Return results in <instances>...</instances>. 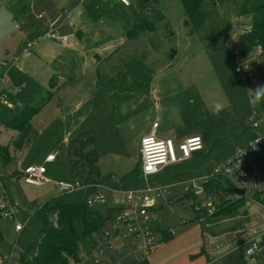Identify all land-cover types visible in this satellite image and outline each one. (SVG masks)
<instances>
[{
	"label": "rangeland",
	"instance_id": "374dc122",
	"mask_svg": "<svg viewBox=\"0 0 264 264\" xmlns=\"http://www.w3.org/2000/svg\"><path fill=\"white\" fill-rule=\"evenodd\" d=\"M30 1L0 0V63L19 55L22 44L32 43L34 54L19 60L22 74L9 70L5 77L11 76V88L18 86L22 95L38 96L37 91L46 85L40 74L47 67L39 49L43 44L53 45V41L44 37V21L37 20L36 16H45L44 11L60 5L70 13L74 8H81L79 5L83 2L36 0L34 12ZM204 3V22L195 35L187 36L178 0H162L152 9H146L139 0H130L128 7H122L117 0H85L83 7L89 11L86 12L89 22L82 32L87 51L80 49V53L86 55L92 76L88 74L86 79L83 76L71 81L76 86L75 91H80L78 94L67 95L63 90L65 100L75 97L82 102L81 113L85 119L82 124L71 118L65 122L67 140L60 142L55 152L58 165L49 173L52 183L78 181L81 187L91 190L103 177L111 176V172L119 179L123 173L117 174L113 167L123 160V153L127 156L123 162L129 170H135L140 163V139L150 134L153 124H157L156 138L170 140L177 156V147L186 138L197 136L202 141L201 152L192 153L190 159L176 165L160 168L159 183L168 188L169 195L159 201L161 207L155 213L152 227L166 229L172 235L170 241L163 242L161 235L156 234L160 243H157V253L149 256V264H249L243 250L229 254L231 256L211 258L200 254L199 248L202 233L203 237L214 236L220 241L232 239L235 232L255 224L249 214L259 212L260 208L254 204L249 209L242 208L206 231L204 226L210 221L196 222L191 207L192 202L202 200L205 194L196 200L184 191L188 181L227 163L256 134L264 135V124L254 134L246 123L252 110L258 112L256 121L264 117V101L258 104L250 101L249 83L254 79L258 85H264V54L257 48L246 57L240 54L238 34L249 26L248 19L239 16L241 0H206ZM140 20L153 24L156 31L128 42L124 32ZM29 27L33 28L34 37L26 33ZM64 27L68 29V23ZM59 34L60 37L71 36L72 41L75 38L72 34ZM234 52L239 58L234 57ZM2 75L0 69V79ZM65 82L64 87H69L71 82L67 78ZM85 84L91 87L88 101V93L83 90ZM59 86L63 87L62 82ZM217 100L222 101L225 108L219 116H214L211 107ZM64 105L66 114L70 113L68 102ZM15 106L11 108L12 113L20 110L14 109ZM9 131L0 124L1 139L7 133L6 140L10 141L14 133ZM254 158L264 172V144L257 149ZM12 166L10 163L3 171L0 168V208L9 201V208L15 212L14 218L0 215V264L2 257L11 251L18 258L23 256L32 235L35 210L59 194L52 185L26 187L23 178L14 174ZM84 191L77 190L74 198L80 200ZM98 192L105 196V204H95L90 209L105 218L103 230H107L120 215L114 208L112 194L102 188ZM16 224L22 226L19 233L14 230ZM97 237L102 238L101 232L92 239L80 240L79 256H90L91 241ZM160 252L165 257L163 263L158 260ZM143 257L137 255L139 261L136 262L135 256L129 255L122 264H139ZM18 258L12 262H18ZM255 264H264V258H257Z\"/></svg>",
	"mask_w": 264,
	"mask_h": 264
},
{
	"label": "built area",
	"instance_id": "2783aa9c",
	"mask_svg": "<svg viewBox=\"0 0 264 264\" xmlns=\"http://www.w3.org/2000/svg\"><path fill=\"white\" fill-rule=\"evenodd\" d=\"M119 1L125 5L128 4L124 0ZM38 18L40 19L41 16ZM241 32L242 30L239 31V34ZM44 37L61 45L71 46L70 37H60L55 33L53 27H50L44 33ZM32 47V43H26L19 55L1 62L0 69H7L13 66L20 71L18 67L19 60L22 57L30 56ZM257 49L260 51L259 48ZM233 54L234 57L239 58L237 52ZM5 72L0 79V112L1 110L11 109L15 104L18 105L13 98V91L6 86L7 78L5 77ZM249 83L252 90L259 86L254 79H250ZM258 117V112L252 110L251 117L246 121L254 134L259 132L261 125L264 124V117H260L256 121ZM156 128L157 124H153L150 134L140 139L139 164L142 183L139 187L115 189L96 185L93 187L95 191L85 196L84 202L88 207H92L95 204L104 205L105 196L98 192V189L109 190L113 196V205L118 210L120 217L111 224L109 229L101 232L102 238L97 237L91 241V254L89 257L79 256L77 263L70 261L69 264H87L88 262L91 264H122V260L129 255H134L136 262L139 261L137 255H144L145 257L139 263L141 264L144 261L147 262L149 256L156 253V230L152 227V221L155 219L156 211L161 207L159 206V201L169 195L168 188L159 183L160 168L186 161L190 159L192 153H198L203 149L202 141L199 137L187 138L178 145L177 156L170 140H159L156 138ZM148 136L155 137L157 141L165 142L166 158L163 162L151 159L153 153L149 151L146 144H142V141ZM196 138H199L198 143H192ZM263 144L264 135L256 134V137L247 143L245 148L238 149L227 163L214 167L210 172L199 178L191 179L184 186L185 192H189L194 197H202L205 194L204 186L214 178L220 177L233 188L234 195L231 196L232 200L242 199L244 201V209L251 208L253 204L260 208L259 212L252 215L249 214L250 217L255 219V224L247 227V229L235 232L232 239L220 241L219 238L214 236L203 237L202 233L200 248H202L207 257L219 258L225 254L243 250L244 259L249 264H255L259 257L264 258V204L256 199V195L262 194L264 191V181L262 180L261 170L254 158L257 149ZM54 158L55 155L48 157L46 160L51 162ZM22 178L26 185L34 187L51 183V180L46 177L44 167H29L24 171ZM53 185L59 191V195H72L77 190L85 188L84 186L81 187L78 181L56 182ZM0 189H2L1 184ZM200 207L207 209L208 217H211L216 211L209 198ZM0 215L5 218H14L15 212L7 207L1 211ZM52 220L56 221L55 215L52 216ZM205 221H210L204 226L206 231H209L211 227L219 222V220ZM14 230L19 233L22 230V226L16 224ZM15 258H18V255L11 251L6 257H2V264H16L17 262H12ZM116 260L117 262H115Z\"/></svg>",
	"mask_w": 264,
	"mask_h": 264
},
{
	"label": "trees",
	"instance_id": "16d2710c",
	"mask_svg": "<svg viewBox=\"0 0 264 264\" xmlns=\"http://www.w3.org/2000/svg\"><path fill=\"white\" fill-rule=\"evenodd\" d=\"M84 1L81 0V3ZM139 1L146 9H152L159 5L162 0ZM178 1L182 8V27L187 36H193L206 18L204 10V2L206 0ZM239 16L245 17L249 21V26L238 35L241 56L246 57L255 48H259L261 53L264 54V0H241ZM156 29L148 21L140 20L138 24L133 25L131 30L124 32V37L128 42H133L148 34H153ZM78 32L76 31V34ZM49 86L51 88L56 86V79L52 78ZM48 99L49 97L45 94L44 97L37 99L36 106L24 107L19 113L9 114L5 110H1L0 124H4L19 133ZM10 161L7 147L0 146V166L4 168ZM261 174L264 181L263 170H261ZM140 176L139 164L135 170L126 174L118 181H115L112 176H106L103 179V183L109 184L112 182L121 184L125 188H135L139 187L142 183ZM204 191V198L191 204L196 222L220 220L234 215L244 208V201L242 199H231V196L234 195L233 188L220 177H216L208 182L204 186ZM190 196L196 200L200 198L193 195ZM208 198L211 199L216 210L211 217H208L205 207H200ZM84 199L85 197L77 201L74 198V194L59 195L37 208L32 216L34 223L32 235L23 256L18 259L17 264H69L70 261L77 263L79 261L80 240L92 239L93 235L102 232L105 222V218L97 211L86 206ZM256 199L264 204V191L262 194L256 195ZM1 211L0 209V214ZM53 215L56 216V221L52 220ZM161 233L163 242L171 240L172 233H169L166 229L161 230ZM199 251L200 254L206 256L202 248H199ZM141 264H148V262L144 261Z\"/></svg>",
	"mask_w": 264,
	"mask_h": 264
},
{
	"label": "crops",
	"instance_id": "0c3cea01",
	"mask_svg": "<svg viewBox=\"0 0 264 264\" xmlns=\"http://www.w3.org/2000/svg\"><path fill=\"white\" fill-rule=\"evenodd\" d=\"M30 2L33 3L32 9L35 12V9L37 6L36 3L38 2L36 0H35V3L32 0ZM117 3L122 5V7L123 6L128 7L130 5V0H128L127 6L123 4L122 2H120L119 0H117ZM84 4H85V1L83 2L82 5H79V7L81 8H76V9L74 8L73 11H71L70 13L65 11V9L62 8V6L60 5L61 10H60V6L59 8L54 7L49 12L44 11L43 13L45 14V16H41L40 14L36 16L37 20L44 21V24H43V27L45 28L44 32L49 30L50 27H53V30L55 31L56 34H59L61 32L62 34L64 33L63 35L72 34L75 37L74 40L72 41V37L70 36V39H71L70 47L61 45L54 41H53V45L43 44L40 47L39 49L40 55L44 59V61L47 62V67H46V71L45 69H43L44 72L40 74L41 76H44L43 81L46 83V85H45V88H43L41 91H37L38 96L36 95L32 96L30 94L22 95V91L20 89H17L18 86L13 89L11 88L12 87L11 85H13V82L10 79L11 76L7 78L6 86L13 91L14 93L13 98L18 103V105H16L14 109L20 108L19 112L22 111L24 107H27V106L29 107L33 105L36 106L37 99L44 97L45 94H47V96L49 97L47 102L39 109V111L35 114L32 120L29 121V123L25 126V128L22 131L17 133L14 130L9 128L11 130L9 132L14 133V135H10L11 136L9 137L10 141L6 140V137L9 135L7 133L4 138L2 139L0 138V146L7 147L8 154L11 160L10 163H13L12 169L14 170V174H16L20 178H22L24 171L29 167H44L46 170V177L49 178L50 177L49 173L52 174L51 170L53 169V166L57 167L58 163H55L57 160L56 156H55L56 158L51 162H48L46 159L48 157L55 155V152L59 150L58 144H60V142L66 143L67 139L65 138V136L67 137V134H65L64 129H63L65 122L73 119V122L78 121L81 124L82 122L84 123L85 117H83V113H81L82 109H84V106L81 105L82 102H80L75 97L72 98L69 96L68 97L70 99L68 98L69 100H65L66 99L65 96H63L64 95L63 90L66 91L67 95L69 93L70 94L80 93L79 90L75 91L76 86L74 82H71V81H75V79H78L79 77H83V76L86 79V76L88 74L92 76V71L88 70L89 62L87 60L86 55L80 53V49H84L85 47L84 46L85 38L82 32V29L85 28V26L88 25L87 23L89 22L88 21L89 16L86 14V12H89V11H87L83 7ZM72 14H75V15H72ZM39 16H41L40 19L38 18ZM67 23L69 25V28L63 29L65 28L64 26ZM27 29H30V31H27L26 33L33 34L32 37H34L35 34L33 33V28L29 27ZM76 31H79L78 34H76ZM24 45L25 44H22L21 46L23 47ZM45 46H47L48 48L47 50H45ZM49 47H51V50L49 49ZM84 50L87 51L86 49ZM20 51L21 49L17 53H20ZM32 51H33V47L31 49V55L34 54ZM30 56L23 57V58H29ZM52 61L54 62L53 64H52ZM50 63L51 65H49ZM1 70L3 74L4 70L6 69H1ZM8 71L10 73L15 72L19 75L22 74L21 68L19 71L17 68L13 66L9 67L6 70L5 74L8 73ZM80 72L82 73V76H79ZM75 74L77 75V77L75 76ZM52 78L56 79V86H54L53 88L49 86L50 80ZM57 78H60L59 81L57 80ZM66 78L68 81L71 82L69 84V87H64L66 84L65 82ZM61 82L63 84V87L59 86ZM89 89H91L90 86H87L86 84L85 86H83V90H85L86 93H88V95L86 96L88 97L87 101L90 98ZM73 90L75 92H73ZM75 99H77V101H75ZM64 100L68 102L67 108L71 110V112L68 114H66L65 112L66 106L64 105L65 104ZM12 110L13 109H5V111L8 112L9 114L12 113ZM2 125L5 126L4 124ZM89 125H90V122H89ZM5 127L8 128L7 126ZM13 136L15 137L13 138ZM0 137H1V132H0ZM194 137H197V136H194ZM67 144H68V141H67ZM16 148L18 149L16 150ZM123 154L121 155V157L123 160H126L127 156ZM123 160L117 163L115 167H113V169L117 171V174L120 171L121 173H123L122 176L118 177L119 179L131 172V170H129V166H127L126 163L123 162ZM10 163L8 165H10ZM123 166L125 170H123ZM0 168L2 171L4 170L1 166ZM111 176L114 178L115 181L119 180L115 178V175L112 172H111ZM103 179L97 185H102L103 187H110V188L112 187L115 189H127L121 184H117V183L111 182L109 184H104ZM53 184L54 183L51 182L50 184H47V185H43L39 187H34V186L32 187L24 183V185L29 188H41V187H46L49 185H52L54 187ZM84 187H85L84 188L85 193L82 195V198L85 197L87 194H91L93 191H95L93 187L90 188L91 190H88V187L86 186ZM57 196H59V194ZM57 196H54L53 198ZM8 202L9 201H5L4 203L5 208L9 207ZM4 207L0 209L2 210L4 209ZM161 230H165V229L157 227L156 234L159 233L162 238ZM168 232L170 233V231ZM157 243L159 244L160 242L157 241ZM232 253H235V252H232ZM164 258L165 257L163 255V252L162 253L160 252V254H158V260L162 261L161 263H163ZM147 262L149 264V260Z\"/></svg>",
	"mask_w": 264,
	"mask_h": 264
},
{
	"label": "clouds",
	"instance_id": "9594fccd",
	"mask_svg": "<svg viewBox=\"0 0 264 264\" xmlns=\"http://www.w3.org/2000/svg\"><path fill=\"white\" fill-rule=\"evenodd\" d=\"M125 3L128 2V0H124ZM252 96L250 97V101L253 103H260L261 101H264V85H259L255 90H251ZM225 105L222 101L217 100L213 103L211 107V113L214 116H219L220 113L224 110ZM195 143H198L199 138H196L194 140ZM142 144H146L148 146V149L153 155L151 156V159L158 160L160 162H163L166 158L165 154V142L164 141H157L155 137L148 136L143 141Z\"/></svg>",
	"mask_w": 264,
	"mask_h": 264
},
{
	"label": "snow or ice",
	"instance_id": "6c2138e0",
	"mask_svg": "<svg viewBox=\"0 0 264 264\" xmlns=\"http://www.w3.org/2000/svg\"><path fill=\"white\" fill-rule=\"evenodd\" d=\"M192 143H195V141H193Z\"/></svg>",
	"mask_w": 264,
	"mask_h": 264
}]
</instances>
